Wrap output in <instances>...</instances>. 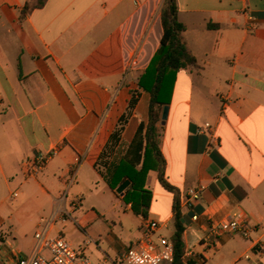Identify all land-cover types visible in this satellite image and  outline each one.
<instances>
[{
    "label": "crops",
    "instance_id": "1",
    "mask_svg": "<svg viewBox=\"0 0 264 264\" xmlns=\"http://www.w3.org/2000/svg\"><path fill=\"white\" fill-rule=\"evenodd\" d=\"M29 1L0 0V226L6 214L20 231L40 212H76L74 200L84 206L87 198L114 199L124 207L119 221L130 243L121 254L150 219L160 223L158 234L173 225L172 237L174 194L157 170L147 176L153 197L144 218L99 165L134 93L138 103L108 159L124 157L148 123L151 96L138 80L161 45L164 0H47L24 15ZM177 1L198 66L178 71L159 129L165 179L179 191L184 214L183 260L264 264V0ZM206 123L211 127L198 133ZM55 147L43 171L28 177L25 161ZM198 186L202 196L191 210L185 195ZM237 215L254 226L250 238L213 234V222ZM14 255L0 241V264H12ZM99 257L98 263L114 259Z\"/></svg>",
    "mask_w": 264,
    "mask_h": 264
},
{
    "label": "trees",
    "instance_id": "2",
    "mask_svg": "<svg viewBox=\"0 0 264 264\" xmlns=\"http://www.w3.org/2000/svg\"><path fill=\"white\" fill-rule=\"evenodd\" d=\"M47 0H30L26 3L23 14L41 8ZM163 37L161 45L148 68L139 76L138 84L150 93L149 120L142 125L129 146L128 153L121 159L110 161V152L121 140L125 119L138 103L139 95L134 93L129 109L120 125L112 134L111 141L102 156L100 166L102 174L112 189H117L126 180L130 185L123 191V199L132 205L135 214L148 218L153 192L147 188L146 181L151 170L158 171L160 184L174 194L173 211L175 215V232L171 237L174 243L173 264H186L184 242V214L181 207L179 191L165 179L166 160L161 151V132L159 122L165 106L172 99L177 73L184 68L198 66L196 57L189 48L185 37L186 25L179 20L178 1L164 0L161 8ZM210 28H218V24H209ZM110 161V162H109ZM187 264H193L191 261Z\"/></svg>",
    "mask_w": 264,
    "mask_h": 264
},
{
    "label": "built area",
    "instance_id": "3",
    "mask_svg": "<svg viewBox=\"0 0 264 264\" xmlns=\"http://www.w3.org/2000/svg\"><path fill=\"white\" fill-rule=\"evenodd\" d=\"M210 127L211 124L206 123L203 128L198 130V133L204 134L205 128ZM57 154L58 148L55 147L47 152L38 153L33 159H27L24 163L27 176H37ZM75 179L76 174L73 173L67 184L72 185ZM202 190V186L188 190L184 203L189 209L192 210L197 205L202 196ZM66 197L67 193L63 194L61 201L64 202ZM78 204L77 200L72 201V209H76ZM69 217H72V212L62 208L57 209L50 217L46 218L34 235L35 242L31 252L27 255L15 254L12 264H173L174 262V243L171 237L158 234L160 223L150 219L146 222L145 231L141 238L133 242L117 259L95 263L89 258L83 257L82 250H76L60 232H54L56 222L59 219L66 220ZM198 218L199 215L194 212L192 219L198 220ZM253 229L254 226L239 215L231 220L226 219L212 224V232L217 236L229 232L250 238ZM91 242V239L87 240V243ZM248 257L247 255L246 258ZM228 264L239 263L231 262Z\"/></svg>",
    "mask_w": 264,
    "mask_h": 264
},
{
    "label": "rangeland",
    "instance_id": "4",
    "mask_svg": "<svg viewBox=\"0 0 264 264\" xmlns=\"http://www.w3.org/2000/svg\"><path fill=\"white\" fill-rule=\"evenodd\" d=\"M118 194L122 193L118 192ZM77 201L79 203L80 200ZM13 203L15 201L10 200L9 205ZM83 204L84 206L77 207L76 212L72 213V217L66 220L59 219L54 226V232H60L76 250H82L83 257H87L95 263L99 262V254H106L110 258H114L111 260L117 259L125 246L130 244L126 239L127 231L121 227L119 221L120 217H124V207L115 206L114 199H105L99 202L87 198ZM93 204L95 208L91 207ZM48 217L49 215L40 212L34 219L27 222L28 225L24 229L16 231V220L11 214H6L0 226V241L6 242L15 251V254L27 255L34 246L36 231ZM130 218L132 223L137 222L135 216ZM115 223L118 224L116 229H114ZM173 231L174 226L172 225L169 230L164 231V234L169 236ZM115 235L123 238L124 243L119 244ZM87 239L94 240L96 244H88ZM216 262L227 264L220 260V256L214 258L213 264Z\"/></svg>",
    "mask_w": 264,
    "mask_h": 264
},
{
    "label": "water",
    "instance_id": "5",
    "mask_svg": "<svg viewBox=\"0 0 264 264\" xmlns=\"http://www.w3.org/2000/svg\"><path fill=\"white\" fill-rule=\"evenodd\" d=\"M167 115H168V106H165L164 109H163V113H162V123H165ZM129 184H130V181L126 180L124 183H122L118 187L117 191L121 192L123 194V191L129 186Z\"/></svg>",
    "mask_w": 264,
    "mask_h": 264
}]
</instances>
